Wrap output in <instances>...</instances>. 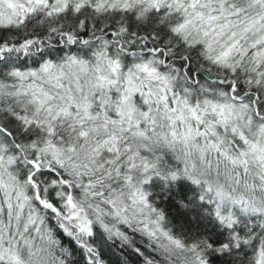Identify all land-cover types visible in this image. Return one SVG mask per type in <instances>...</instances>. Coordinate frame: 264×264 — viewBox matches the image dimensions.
Returning a JSON list of instances; mask_svg holds the SVG:
<instances>
[{"label": "snow or ice", "instance_id": "obj_1", "mask_svg": "<svg viewBox=\"0 0 264 264\" xmlns=\"http://www.w3.org/2000/svg\"><path fill=\"white\" fill-rule=\"evenodd\" d=\"M0 264H264V0H0Z\"/></svg>", "mask_w": 264, "mask_h": 264}]
</instances>
